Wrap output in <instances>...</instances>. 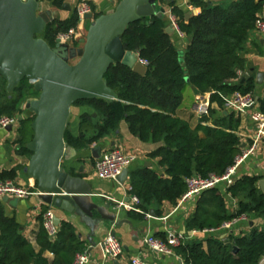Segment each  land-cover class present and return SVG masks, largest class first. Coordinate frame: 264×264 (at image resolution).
Here are the masks:
<instances>
[{
  "label": "trees",
  "instance_id": "trees-1",
  "mask_svg": "<svg viewBox=\"0 0 264 264\" xmlns=\"http://www.w3.org/2000/svg\"><path fill=\"white\" fill-rule=\"evenodd\" d=\"M53 4L60 7L62 0H54ZM189 4L199 12L188 20L182 11L171 6L179 31L188 39L185 52L181 54L173 46L164 17L143 18L129 24L121 36L123 49L138 53L147 63V72L139 75L121 65L111 66L104 79L118 101L91 99L74 103L92 109L96 117H80L82 137H74L68 131L64 135L69 148L87 149L114 133L124 120L131 135L142 143H162L150 156L157 160L162 172L142 167L131 171L128 177L129 194L140 201L139 209L148 214L153 211L156 217L161 216L164 203L172 207L178 204L187 191L188 179L222 177L235 165L243 142L236 135L239 120L233 113L221 114L229 96H255L258 111L264 116V96L258 97L252 78L237 85L228 83L244 69L242 54L264 0L221 5L190 0ZM77 22L76 12L67 20L51 21L41 38L53 48L57 36ZM3 83L1 80L0 119L21 117L20 105L33 95V86L22 81L8 94ZM188 87L200 94L213 93L210 103L217 110L210 107L209 116L203 119L208 123L220 112L211 126L192 128L188 120L179 117L177 111ZM33 120L31 114L18 123L19 155L31 156L26 145L33 138ZM15 174L14 170L3 173L0 181H13ZM263 178L242 176L226 189L207 190L197 198L194 213L186 222L187 231L217 230L243 215L252 226L245 233L229 234L224 241L216 237L183 241L173 249L183 264H260L264 259V194L258 182ZM230 201L235 202L233 210L229 209ZM128 215L134 220L144 219L143 214ZM258 221L260 225H256ZM42 222L43 215L32 244L23 237L19 224L5 217L0 208V264H73L76 255L86 249L70 223L61 222L51 238ZM159 239L165 240V235ZM46 254H51L52 259H46Z\"/></svg>",
  "mask_w": 264,
  "mask_h": 264
},
{
  "label": "crops",
  "instance_id": "crops-1",
  "mask_svg": "<svg viewBox=\"0 0 264 264\" xmlns=\"http://www.w3.org/2000/svg\"><path fill=\"white\" fill-rule=\"evenodd\" d=\"M81 1L82 0H62L61 6L56 7L53 4L54 0H41L37 1V12L44 13L46 11H49L52 15L51 21H64L69 19L73 15L77 4ZM121 1L122 0H86L91 8V14L89 15H91L92 19H85L83 24L82 36L75 43H73L71 47H78L82 49L83 45L80 44V42L87 38L92 23L102 16L113 13ZM205 1L210 2L213 5H221L241 0ZM254 1L258 2L261 0ZM189 3L190 0L158 1L156 13H159L160 9L164 10L163 17L166 20V29L170 28L168 18L169 15H171L172 5L182 11L184 15L190 13L192 17L198 14L199 11L190 6ZM259 16L264 19V5L263 10ZM41 34L36 38L42 39ZM168 34L175 49L179 53L183 54L188 46V39L185 36L179 37L177 33L172 29ZM242 58L245 60L244 69L238 71L235 79L229 80L228 83L231 85H237L239 83H244L245 81L252 78L257 90L258 97L264 96V37L258 35L256 31H252L245 45ZM140 60L141 59L139 58V62ZM70 65H73V63H71ZM116 65L121 64L115 63L111 66ZM126 68L131 70L128 67ZM258 74L263 75L261 77V84L257 83ZM1 80L4 82L3 84L6 90L7 83L0 78V81ZM28 83L33 86L32 83ZM108 88L110 87L108 86ZM113 93L117 96L115 91H113ZM199 95L200 93H198L192 87H188L183 96L181 106L177 111L179 117L190 122L192 128H195L198 125L206 127L211 126L212 121L215 120L218 115H220V112L217 113L218 115L211 117V120L208 123H199L194 114L196 99ZM38 96L39 94L34 92L33 95H28L25 98L23 103L20 105V109L23 111L21 114V119L26 118L27 116L32 114L25 108H21V106L28 101L37 99ZM117 101L118 96L117 100L113 102ZM211 108L217 110L215 105H211ZM253 112H259L258 104L254 108ZM232 113L234 114L235 118L239 120L236 135L240 137L242 141H244L243 137H249L254 134L253 123L251 122L249 116H245L242 118L238 117L233 109L229 106H225V109L223 110V112H221L223 116H227ZM84 114L96 117V114L92 109L86 106L72 105L70 108L65 132L68 131L74 137H82L79 130V124L80 117ZM17 128L18 124L15 127H11V130L0 129V175L3 173H9L14 170L16 171V176L12 182L25 188L37 190V183L35 179L29 175L28 171H26L29 167L31 156L28 157L26 155H19V153L17 152ZM64 143L66 144L65 140ZM162 146V143H142L138 138L131 135L128 124L124 120L120 121L114 133L100 140L98 143L91 145L87 149L77 150L69 148L66 144V150L60 160V167L72 177L79 178L86 182L92 193L90 201L100 207L104 215H106L107 217L114 215L115 220L113 222H110L109 220L100 221L99 216H97V214L94 212L93 219L95 220L92 227L90 223L85 221L79 215L75 213H64L59 209L49 207L43 204L37 197H30L25 200L3 197L0 199V208L2 209L5 217L14 219L16 223L19 224L23 237L32 244H34V238L39 228L40 218L43 215L44 210L46 208H51L55 217L59 219L60 223L68 222L75 228L78 238L84 243V245H86V249L88 248V252L90 253L89 264H130V261L133 257H139L142 260L146 261L148 264H183L176 255L162 256L152 253L147 247L142 245V240L146 235L159 239L161 235L166 234V230H170L183 235H188L190 231L186 230V222L194 213L195 202H187L180 205L179 207L178 204L172 207L171 205L164 203L161 207L162 214L160 217L155 216V218L151 217L150 219L144 218L142 221L134 220L129 217L127 211L117 208V203H125L129 202L130 200L131 195L129 194L128 179L124 185H120L114 181H101L97 179L94 172L95 162L104 152L111 149H119L122 153L134 154L137 156L136 162L133 163L131 167H129V173L142 167L150 168L156 172L161 173L162 170L159 168L157 160L151 158L150 156ZM242 176L264 177V142L260 143L253 157L249 158L246 162H244L237 168V179L241 178ZM220 188L223 189V187ZM102 196L109 197L112 200H108L107 198H104ZM234 208L235 202L230 201L229 209L233 210ZM163 218H166V220H161ZM256 225H260V222H256ZM248 226L250 225L248 224ZM246 231L247 228L241 226L240 232L245 233ZM110 233H114V237L123 246V254L116 261L106 260L103 253L102 243L104 239L108 235H110ZM234 234L238 233L236 232ZM228 235L229 234L224 231H218L212 236L224 241L228 238ZM45 257L48 260L52 259L51 254H46Z\"/></svg>",
  "mask_w": 264,
  "mask_h": 264
},
{
  "label": "water",
  "instance_id": "water-1",
  "mask_svg": "<svg viewBox=\"0 0 264 264\" xmlns=\"http://www.w3.org/2000/svg\"><path fill=\"white\" fill-rule=\"evenodd\" d=\"M158 1L122 0L113 13L92 23L87 38L80 42L81 49L61 43L59 39L51 48L36 38L52 20L49 11L37 12L36 0H0V78L7 83L8 93L22 81H28L39 94L37 99L21 106L34 115L33 138L26 145L32 154L26 171L37 183L39 194L36 197L49 207L79 215L92 227L94 212L100 221L113 222L115 216L104 215L102 209L90 201L92 193L86 182L72 177L60 167L66 150L64 133L70 108L82 100L116 101L117 96L103 79L115 63L145 75L147 67L139 62L137 53L124 51L121 36L133 22L162 18L163 9L156 13ZM190 17V13L185 15L186 20ZM86 19H92L91 15ZM170 31L171 27L166 29L167 34ZM262 76L257 75L258 84H261ZM6 129L11 130V127ZM128 175L129 169H125L116 182L124 185ZM258 187L264 194V179L258 182ZM149 215L155 218L153 211ZM59 224V219L54 216V225L58 227ZM249 225L251 227L252 223ZM110 236L115 234L110 233Z\"/></svg>",
  "mask_w": 264,
  "mask_h": 264
},
{
  "label": "built area",
  "instance_id": "built-area-1",
  "mask_svg": "<svg viewBox=\"0 0 264 264\" xmlns=\"http://www.w3.org/2000/svg\"><path fill=\"white\" fill-rule=\"evenodd\" d=\"M75 12L78 18V22L75 27L69 29L67 32L60 33L57 39L61 43H68L72 45L82 36L83 24L86 16L91 14V8L86 0L79 2L75 8ZM170 27L177 33L179 37H183L177 26L176 18L171 14L169 15ZM254 31L260 36L264 37V19L260 16L255 21ZM140 63L147 66L145 61L140 60ZM213 93L200 94L196 99L194 108V114L199 123H203V119L209 116V109L211 107L210 98ZM256 97L253 95L241 96L235 93L229 96L226 100L225 106H229L233 109L236 115L240 118L249 116L254 127V134L249 137H243V146L240 155L236 158L235 165L228 169L224 176L214 177L209 179H200L199 177H192L186 181L187 191L181 197L178 202V207L187 202H195L197 198L207 190H211L217 187H223L224 189L233 185L236 177V170L249 158L253 157L256 153L258 146L264 138V116L260 112H253L256 107ZM18 124L17 117H2L0 119V129H6L7 127H15ZM137 160V156L134 154L122 153L119 149H111L104 152L95 162L94 172L97 179L101 181H114L125 170L129 169L133 163ZM39 194L37 190L25 188L17 185L12 181H0V199L3 197L25 200L30 197H36ZM108 200H112L109 197L102 196ZM140 201L136 197H130L129 202L117 203V208L123 209L127 212H135L143 214L144 218L150 219L151 216L148 213H143L139 209ZM54 213L51 208L43 214V227L47 231L49 237H54L57 233V227L54 225ZM161 220H166L163 218ZM249 220L246 216H240L225 222L217 230H204V231H190L188 235L175 233L170 230H166L165 240L157 239L152 236L146 235L142 240V245L147 247L152 253L162 256H174L173 249L180 246L183 241L192 240L195 238L213 237L212 235L218 231H224L227 234L239 233L241 226L248 227ZM211 235V236H210ZM104 257L108 261H116L123 254V246L113 236L108 235L103 243ZM90 253L88 248L83 252L76 255L73 264H89ZM130 264H148L146 261L139 257H133Z\"/></svg>",
  "mask_w": 264,
  "mask_h": 264
},
{
  "label": "rangeland",
  "instance_id": "rangeland-1",
  "mask_svg": "<svg viewBox=\"0 0 264 264\" xmlns=\"http://www.w3.org/2000/svg\"><path fill=\"white\" fill-rule=\"evenodd\" d=\"M262 142H264V138L262 139ZM260 264H264V259L260 262Z\"/></svg>",
  "mask_w": 264,
  "mask_h": 264
}]
</instances>
